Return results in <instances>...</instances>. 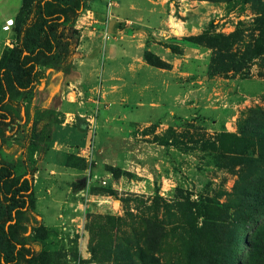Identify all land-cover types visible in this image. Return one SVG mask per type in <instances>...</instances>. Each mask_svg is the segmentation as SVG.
<instances>
[{
	"label": "rangeland",
	"instance_id": "1",
	"mask_svg": "<svg viewBox=\"0 0 264 264\" xmlns=\"http://www.w3.org/2000/svg\"><path fill=\"white\" fill-rule=\"evenodd\" d=\"M155 1L166 8L163 33L137 19L120 23L141 32L129 39L138 64L174 68L169 103L153 101L166 86H153L161 76L147 71L125 88L129 100L120 106L72 109L76 120L67 125L89 132L85 119L97 120L90 157L77 150L49 164L42 159L50 132L66 119L59 100L37 102L38 84L27 115L11 107L20 131L1 132L2 155L19 162V175L37 169L35 218L45 230L39 264H264V0ZM21 5L0 0V44L13 32L3 24ZM154 102L162 106L151 108ZM75 134L78 143L84 135ZM33 144L36 160L28 155ZM87 170L107 185L88 184Z\"/></svg>",
	"mask_w": 264,
	"mask_h": 264
},
{
	"label": "trees",
	"instance_id": "2",
	"mask_svg": "<svg viewBox=\"0 0 264 264\" xmlns=\"http://www.w3.org/2000/svg\"><path fill=\"white\" fill-rule=\"evenodd\" d=\"M86 8L87 0H22L13 20L15 43L0 58V264H39L45 234L41 221L35 218L39 216L33 179L37 169L18 174L19 162L8 161L2 155V133L5 138L18 134L16 110L11 107L21 112L25 109L27 115L33 91L48 79V69L65 74L73 71L80 37L75 25ZM55 115L53 110L51 117ZM52 123L56 124V120ZM51 134L52 131L49 143ZM31 149L28 155L32 158L38 146L33 144ZM188 251L190 255L194 253L192 249Z\"/></svg>",
	"mask_w": 264,
	"mask_h": 264
},
{
	"label": "crops",
	"instance_id": "3",
	"mask_svg": "<svg viewBox=\"0 0 264 264\" xmlns=\"http://www.w3.org/2000/svg\"><path fill=\"white\" fill-rule=\"evenodd\" d=\"M158 4L155 0H87V8L77 21V28L81 31L82 37L78 52L73 59L74 69L70 74L47 71L48 79L40 84L41 87L35 89L41 91L37 102H39L38 99L45 101L58 99L61 107L57 109V112L62 111L65 115L75 114L72 109H78L77 113H81V109L90 105L97 106V104H110L105 109L111 110L115 105L118 107L121 103L129 100L124 95L125 93L122 95L125 88L134 85L139 78H146L147 71H149L148 73L153 71V74L161 76L160 80H153V86H166V93L161 92L162 97H154L153 101L157 99L156 101L164 100L165 103H169L168 100L172 99L173 94L169 93L168 87L173 83L174 68L173 70L159 71L157 69L158 71H154V68H147L142 61L138 64L137 61L141 60V56L136 49H132L134 40L129 39H134L136 37L134 34L141 32L134 31L135 33H133L132 29L122 28L120 23L127 18L137 19L141 26L153 31V34L163 33L167 24V12L164 5L159 7ZM170 18L168 16V23ZM11 20L14 19L9 18L3 24L4 30ZM182 25L184 27L183 23ZM127 34L128 37H126ZM104 37H106L105 48L101 46ZM14 43L15 37L12 32V35L0 44V58L4 50L12 47ZM162 57L169 60L168 50ZM98 78L102 79V83L99 84L101 95H99L100 91L97 86ZM72 95L75 97L72 98ZM164 95L165 97H163ZM155 102L150 104L151 108L158 109L162 106ZM112 105L114 106L111 107ZM138 105L141 107L142 104ZM73 125L66 123L55 125L51 134V143L43 156L45 159H42L43 163L49 164L54 158H63L64 160L69 154L77 155V150L82 149L87 140H90L89 132L82 128L77 129ZM76 132L79 135H84L78 143L73 142V140L77 142L79 138L76 134L74 135ZM85 135H87V139ZM73 145L79 146V148ZM22 153L24 154L23 150ZM32 158L35 159L36 155ZM26 159H28V155Z\"/></svg>",
	"mask_w": 264,
	"mask_h": 264
},
{
	"label": "built area",
	"instance_id": "4",
	"mask_svg": "<svg viewBox=\"0 0 264 264\" xmlns=\"http://www.w3.org/2000/svg\"><path fill=\"white\" fill-rule=\"evenodd\" d=\"M14 22L11 20L7 23V25L5 26L6 30H9L11 27H13ZM80 117H85L84 115H79ZM76 120V115L75 114H67L66 115V119L65 122L66 124H68L69 122H75ZM87 122V131H89V135H90V140H89V144L86 146V149H80L82 150L80 155L84 154L83 156L85 157H90V152H92V142L91 139H93V134L96 133L97 130V120L94 116H91L89 118L85 119ZM86 154V155H85ZM88 174V184H91L92 182H100L99 184H101V186H106L107 185V180L106 178H100L98 176H95L93 174H91L90 170Z\"/></svg>",
	"mask_w": 264,
	"mask_h": 264
},
{
	"label": "water",
	"instance_id": "5",
	"mask_svg": "<svg viewBox=\"0 0 264 264\" xmlns=\"http://www.w3.org/2000/svg\"><path fill=\"white\" fill-rule=\"evenodd\" d=\"M23 113H24V110H23Z\"/></svg>",
	"mask_w": 264,
	"mask_h": 264
}]
</instances>
